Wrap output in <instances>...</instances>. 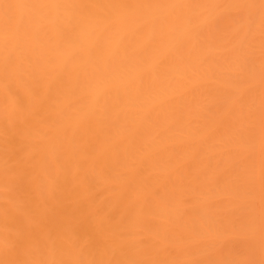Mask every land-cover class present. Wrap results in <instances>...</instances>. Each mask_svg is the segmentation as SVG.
<instances>
[{
    "label": "bare ground",
    "instance_id": "6f19581e",
    "mask_svg": "<svg viewBox=\"0 0 264 264\" xmlns=\"http://www.w3.org/2000/svg\"><path fill=\"white\" fill-rule=\"evenodd\" d=\"M0 264H264V0H0Z\"/></svg>",
    "mask_w": 264,
    "mask_h": 264
}]
</instances>
